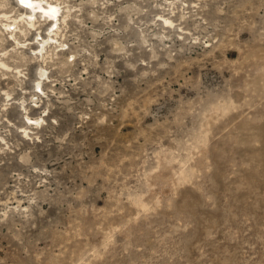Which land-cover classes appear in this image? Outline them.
<instances>
[{
	"label": "rangeland",
	"instance_id": "rangeland-1",
	"mask_svg": "<svg viewBox=\"0 0 264 264\" xmlns=\"http://www.w3.org/2000/svg\"><path fill=\"white\" fill-rule=\"evenodd\" d=\"M32 1L0 0V264H264V0Z\"/></svg>",
	"mask_w": 264,
	"mask_h": 264
},
{
	"label": "bare ground",
	"instance_id": "bare-ground-1",
	"mask_svg": "<svg viewBox=\"0 0 264 264\" xmlns=\"http://www.w3.org/2000/svg\"><path fill=\"white\" fill-rule=\"evenodd\" d=\"M19 3L20 4H23V5H27L28 8L30 9L31 13H30V16L28 17V21L32 24V22L34 21V13L37 11L40 12L41 16L42 17H45V19H48V18H51L53 20H56L55 18L57 17V12L59 11L58 10V7L54 6V5H48L47 6V9L43 8V5L42 3H35L33 2L32 0H19ZM26 6V7H27ZM59 13V12H58ZM33 25V24H32ZM39 74H41L42 76V73L40 72ZM44 75V73H43ZM43 77V76H42ZM38 86V85H36ZM40 87V84L39 86ZM40 89V88H39ZM38 123V122H37Z\"/></svg>",
	"mask_w": 264,
	"mask_h": 264
}]
</instances>
